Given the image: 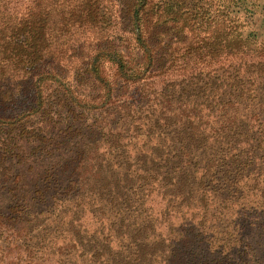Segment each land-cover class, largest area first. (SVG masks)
I'll return each instance as SVG.
<instances>
[{
    "label": "trees",
    "instance_id": "obj_1",
    "mask_svg": "<svg viewBox=\"0 0 264 264\" xmlns=\"http://www.w3.org/2000/svg\"><path fill=\"white\" fill-rule=\"evenodd\" d=\"M0 264H264V0H0Z\"/></svg>",
    "mask_w": 264,
    "mask_h": 264
}]
</instances>
